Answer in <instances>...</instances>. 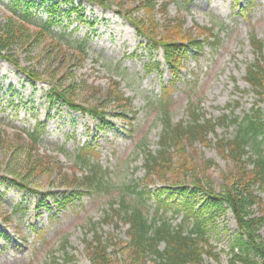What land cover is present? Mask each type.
Segmentation results:
<instances>
[{"label":"rangeland","instance_id":"rangeland-1","mask_svg":"<svg viewBox=\"0 0 264 264\" xmlns=\"http://www.w3.org/2000/svg\"><path fill=\"white\" fill-rule=\"evenodd\" d=\"M30 1L0 0V29L23 19ZM35 2L36 5L31 7L30 29L45 22L50 16L49 6L59 2V9L55 10L57 21L51 29L57 36L64 34L65 44L70 39H87V57L77 65L75 51L65 44L66 53L52 47L49 50L52 54L48 55V40L31 34L28 43L16 41L6 52L14 56L22 67L42 73L45 80L50 77L59 80L65 75L66 68L73 75L65 76L66 79L60 83L65 85L71 79L86 81L85 85L99 87L101 96L105 95L111 81H119L125 96L131 98L130 109L134 113L120 118L115 115L116 109L111 104L107 107L110 125L99 129L98 121L87 113L74 111L65 105L50 106L45 95L46 81L33 82L13 64L0 60V130L5 139L0 146V264H52L53 256L58 258L54 264H90L84 242L92 239L94 225L101 238L106 242L111 239L108 251L124 259L126 253L122 251L121 243L128 240V227L117 217L104 223L105 212L111 199L117 198L121 185L132 180L146 183L142 145L155 150L161 132L152 99L159 96L164 86L168 88L174 122L188 118L189 102L197 104L208 118L228 112L225 109L227 104H232L230 109H234V114L250 110L257 98L244 79L245 67L254 59L251 36L256 34L264 38V0H155L154 17L160 24L181 18L184 29L195 33L196 25H215L214 31L223 26L217 47L212 49L205 45L199 53L189 51L173 81L161 49L151 50L129 21L118 13L121 8L137 6L133 0H107V8L75 0L74 7L78 8L81 18L76 12L69 16L64 14L72 5L63 0H47L43 4L42 0ZM163 2L168 4L165 9ZM132 16L144 17L145 10L136 7ZM157 62H161L160 66L153 67ZM80 92L77 89L74 93L78 100L82 96ZM236 102L237 107H233ZM260 106L264 111V102ZM37 122L41 123L39 128L43 127L37 152L47 162L50 161L52 167L59 164L66 171L76 168L73 155L80 147L90 146L95 149L97 155L94 156L100 163L114 173L110 191L85 196L81 200L71 199L67 203L60 201L59 204L56 200L65 190L56 186L58 168L32 178L28 190L15 186L10 179L15 171L22 172L28 153L25 146L18 147L17 139L22 137L26 143V132L31 131ZM234 128H217L216 132L229 137ZM209 138L211 144L194 143L193 155L200 161L213 160L205 177H201L209 188L220 192L225 184L222 175L232 164L215 148L214 135L210 133ZM155 181L154 186L160 187V182ZM254 191L260 196L261 207L264 208V188L256 185ZM163 198L171 200L172 208L177 199L179 202L184 199L181 195L179 198L176 192H165ZM157 199L155 196L148 201L147 209L151 214H154ZM194 201L197 207L201 205L202 200ZM254 207L257 214H262L258 207ZM6 216L10 221L3 223L2 218ZM164 216L170 217L173 224L182 221V214L174 217L168 211ZM211 216L209 212L206 214L208 239L219 261L207 255L203 256L204 260L212 264H229L231 245L239 233L238 227L229 209ZM257 233L264 242V222ZM64 238L68 240L74 263L62 260L59 246ZM163 247L161 243L160 248ZM145 264L158 263L148 256Z\"/></svg>","mask_w":264,"mask_h":264},{"label":"trees","instance_id":"trees-1","mask_svg":"<svg viewBox=\"0 0 264 264\" xmlns=\"http://www.w3.org/2000/svg\"><path fill=\"white\" fill-rule=\"evenodd\" d=\"M71 8H67L64 14L68 16L76 12L75 0H63ZM97 4L101 7H108L107 0H79ZM137 6L120 9L118 13L123 15L136 29L138 36L145 39L151 50L163 52V60L172 75V80L178 75L183 57L191 50L199 53L203 46L207 45L214 49L220 40L221 25L217 31L212 27L196 25L197 32L185 30L183 19L167 20L160 24L154 17L155 0H133ZM47 0H42V4ZM59 2L49 6V18L36 25L31 30L29 26L32 17L31 7L36 5L35 0L30 1L25 10L24 17L6 24L0 29V60H6L21 71L27 79L38 82L46 81L48 88L45 91L46 99L50 106L59 104L65 105L77 112L87 113L98 121V128L103 129L110 125L107 107L113 105L116 109V116L126 118L127 113H134L130 109L131 98L125 96L120 88L119 81H111L101 96V90L94 85H85L86 81L77 82L71 79L65 85L66 77L73 75L66 68L65 75L61 80L50 77L43 79L40 72L32 68L22 67L14 56L6 51L9 46L21 41L28 43L30 34L47 39V52L51 55L52 47L58 51H64L63 35H56L51 27L56 24L55 10H58ZM122 7V4H118ZM163 2L162 6H167ZM136 7L145 10L144 17H133L132 11ZM58 8V9H57ZM79 18L82 16L78 15ZM173 21V23L171 22ZM33 37V36H32ZM87 39L80 41L68 40L65 44L75 51L77 65H81L87 57ZM250 45L254 54L252 62L245 67V81L257 98L250 110L242 114H234L230 109L232 104H227L225 109L228 112L222 113L219 117L208 118L202 113L201 108L189 102L187 104V119H180L177 122L172 120L170 113L169 90L166 86L156 99H152V107L157 109V119L161 125V132L157 141V148L152 150L143 144L142 166L146 183L132 180L121 185L117 198L110 201L109 209L105 212L107 223L112 218H119L127 225L128 240L121 243L122 251L126 253L123 259L111 254L108 247L111 243L106 242L93 227L92 239L86 240L85 250L90 264H145L146 258L157 261L158 264H212L205 262L204 255L210 256L219 261V256L213 251L208 239V218L217 212L229 209L233 214L239 233L231 245V256L229 264H264V242L260 239L259 227L264 222V208L260 196L254 191L258 185L264 188V111L260 103L264 102V38L252 35ZM57 54V53H54ZM53 54V56H54ZM55 57V56H54ZM61 62V61H59ZM63 63V61L61 62ZM161 62L155 63L153 67L158 68ZM148 71L150 67L147 65ZM153 69V68H152ZM66 76V77H65ZM84 84V85H83ZM80 89L82 94L80 100L74 94ZM238 102H236L237 107ZM40 122L31 130L27 131L26 143L22 137L18 138V147L27 148V159L22 167V172L15 171L10 181L21 190L30 189L31 179L52 168H58L57 187H63L62 197L56 201L67 203L73 199H83L85 196H95L102 192H109L111 183L114 180V173L100 163L94 155L95 149L90 146L80 147L73 155V163L76 168L64 170L63 166L47 162L37 152V144L43 133ZM235 126L231 136L217 134V128L227 130ZM214 135V146L222 157L227 158L232 166L222 175L225 180L224 189L217 192L203 183L201 176L214 163L210 159H198L193 155V145L196 142L207 145L212 140L209 134ZM5 143L4 136L0 130V146ZM192 148V149H191ZM190 149L192 151H190ZM190 178V181L188 180ZM208 179V178H207ZM161 186L156 187V181ZM189 184H188V183ZM165 192H176L182 199L174 202V208L170 199L163 198ZM155 196L158 202L154 214L149 212L147 207L149 200ZM194 200H202L197 207ZM173 201V200H172ZM258 207L262 214L255 212ZM168 211L173 216L182 214L180 222L173 224L170 217L164 216ZM10 220L8 216L2 218L3 223ZM113 243V242H112ZM164 247L161 249L160 245ZM119 244V243H118ZM62 260L66 263H74L75 260L69 252L67 238L60 242ZM57 257L53 256L52 264L57 263Z\"/></svg>","mask_w":264,"mask_h":264}]
</instances>
